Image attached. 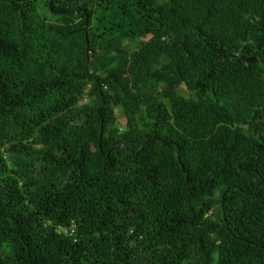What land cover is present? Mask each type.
Listing matches in <instances>:
<instances>
[{"label":"trees","instance_id":"16d2710c","mask_svg":"<svg viewBox=\"0 0 264 264\" xmlns=\"http://www.w3.org/2000/svg\"><path fill=\"white\" fill-rule=\"evenodd\" d=\"M0 264H264V0H0Z\"/></svg>","mask_w":264,"mask_h":264},{"label":"water","instance_id":"95a60500","mask_svg":"<svg viewBox=\"0 0 264 264\" xmlns=\"http://www.w3.org/2000/svg\"><path fill=\"white\" fill-rule=\"evenodd\" d=\"M243 59L246 60V61H252V60H254V58L252 56L243 57Z\"/></svg>","mask_w":264,"mask_h":264}]
</instances>
